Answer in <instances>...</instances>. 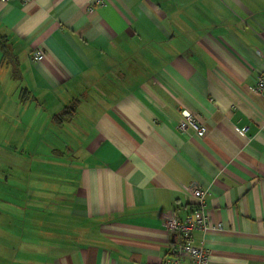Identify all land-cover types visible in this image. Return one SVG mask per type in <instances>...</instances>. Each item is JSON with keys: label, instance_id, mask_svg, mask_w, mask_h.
Returning a JSON list of instances; mask_svg holds the SVG:
<instances>
[{"label": "crops", "instance_id": "0c3cea01", "mask_svg": "<svg viewBox=\"0 0 264 264\" xmlns=\"http://www.w3.org/2000/svg\"><path fill=\"white\" fill-rule=\"evenodd\" d=\"M0 36V264H165L191 185L211 264H264V0L0 3Z\"/></svg>", "mask_w": 264, "mask_h": 264}, {"label": "built area", "instance_id": "2783aa9c", "mask_svg": "<svg viewBox=\"0 0 264 264\" xmlns=\"http://www.w3.org/2000/svg\"><path fill=\"white\" fill-rule=\"evenodd\" d=\"M16 2L26 4L29 0H0V3L6 4ZM43 59L44 55L41 52L35 53V61ZM255 92L264 94V69L259 73ZM181 117L182 120L178 125L179 130L185 132L192 128L200 134L207 133L206 125L193 113L183 111ZM189 193L198 201V210L195 215L180 220L175 213H170L164 221L165 231L178 239V242L168 252L165 264H211L212 262L210 252L204 247L194 245L193 239V234L196 231H207L209 228L210 216L205 209L207 192L197 185H191Z\"/></svg>", "mask_w": 264, "mask_h": 264}, {"label": "trees", "instance_id": "16d2710c", "mask_svg": "<svg viewBox=\"0 0 264 264\" xmlns=\"http://www.w3.org/2000/svg\"><path fill=\"white\" fill-rule=\"evenodd\" d=\"M0 47L4 53V56L8 57L9 56V48L7 46L6 40L4 38H2L1 36H0ZM75 111H76V106H75V104H73V105L67 107L60 116L55 117L54 120L57 122H61V120H64V119L70 120L74 117Z\"/></svg>", "mask_w": 264, "mask_h": 264}]
</instances>
